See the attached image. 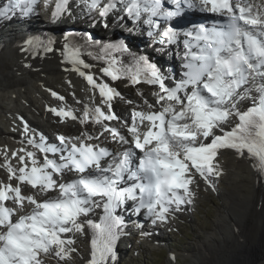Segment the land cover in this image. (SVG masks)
I'll return each instance as SVG.
<instances>
[{
  "label": "snow or ice",
  "instance_id": "obj_1",
  "mask_svg": "<svg viewBox=\"0 0 264 264\" xmlns=\"http://www.w3.org/2000/svg\"><path fill=\"white\" fill-rule=\"evenodd\" d=\"M37 0H7L0 17L28 16ZM49 0H45L47 7ZM108 26L107 18L121 12L135 24L148 26V35L161 49L178 44L181 32L174 23L185 8L216 14L223 23L199 25L183 32V72L179 79L165 75L145 55L131 51L123 40L104 45L85 40L82 45L65 44V59L99 93L100 103L85 105L78 117L68 107L49 108L61 119H79L81 124L100 125L93 136H58L48 143L40 135L29 140L41 154L21 149L19 167L6 162L8 183L0 181V264H44L43 257L55 253L61 259L75 251L76 234L91 233L88 264H116L117 244L124 234L123 210L129 202L136 213L143 212L153 224L166 223L170 213L192 203V184L197 176L209 180L220 175L218 154L235 150L253 158L258 171H264V3L253 0H85ZM69 0H55L52 19L68 11ZM118 5L120 6L118 8ZM67 39V37H66ZM34 49L40 41H27ZM53 41L49 40L48 44ZM103 61L104 77L111 81L127 79L135 86L158 88L145 100L147 111L132 113L123 128L109 122L118 117L112 102L120 93L103 79L82 69L91 68L82 56ZM125 56L128 57L125 62ZM174 83L169 86L168 80ZM60 100L64 97L52 92ZM140 95H143L141 92ZM250 106L242 110L243 101ZM233 119L237 122L232 125ZM27 130V128H26ZM121 148L112 151L91 141L105 134ZM219 133V134H217ZM107 139V137H105ZM58 156L59 159L50 158ZM67 173L76 178L58 183L54 177ZM17 183L13 185L11 181ZM22 186H30L26 194ZM58 192L56 196H49ZM11 203L12 206H8ZM30 209V210H26ZM97 210L100 211L95 218ZM120 212L121 214H117ZM22 213V214H21ZM148 235V233H144Z\"/></svg>",
  "mask_w": 264,
  "mask_h": 264
},
{
  "label": "bare ground",
  "instance_id": "obj_2",
  "mask_svg": "<svg viewBox=\"0 0 264 264\" xmlns=\"http://www.w3.org/2000/svg\"><path fill=\"white\" fill-rule=\"evenodd\" d=\"M253 3L260 5L264 3V0H253ZM89 13L92 14L90 20L82 24L80 23L81 25H85L83 26L85 30L87 29L86 26L91 24L90 22L95 19V14ZM196 13L205 14V12H201L198 9ZM26 17V21L23 22L26 25L23 27L19 28V24L15 25L6 35L4 34V29H1L0 41L6 37L9 39L12 35L18 36L20 34L18 33L19 30L24 31V33H28L31 30L30 33H33L43 31L45 28L65 27L59 23L46 24L42 19L35 21L31 14ZM5 20L7 21L8 18ZM176 22L183 23L184 25L189 23L187 19H178L174 22L168 21L167 23ZM145 26L143 24L139 28L136 27L134 31L139 30L146 32L148 35V26ZM109 29L110 26H96L94 32L97 31L95 35H97L99 43H109L106 40V32ZM94 32H91V34L94 35ZM142 35L143 38L136 37L133 38L132 42H125L137 55L148 56L146 45L149 42L144 43L143 40L147 35ZM181 37H184L183 34H181L178 44L167 45L166 50L169 52V50L171 51L176 46L181 45ZM149 38L150 40L153 39L150 36ZM27 41L28 39H21L15 43L13 42L11 45H7L8 43H6L0 49V181L4 183H8L9 180L7 169L3 165L6 162H10L13 167H19L18 156L14 157L12 155L13 152L22 155L23 153L20 150L29 147V151L36 152L37 158L43 163V154L38 153V150L33 145L25 142L20 136L22 131L19 130L20 125L18 122H26V118H23L25 117V109L28 110V113L34 119V121L28 120L29 125L31 128H36L33 132L30 131L29 138L33 139L35 137L37 142H39L40 136L37 135L36 131H43L52 141L53 126H58L64 135L73 138L79 137L84 132L96 136L101 131L100 125L81 124L79 119H61L49 111V108L53 107H68L73 109L79 117L85 105L91 107L100 103L99 93L96 92L93 95V90L88 85L86 79L81 77L77 71L72 70L73 65L65 59V55L63 54L65 44H70L66 36H58L55 48L52 51L45 52L44 48H41L38 54L31 49L32 47H28ZM151 48L157 54H160L158 48L161 47L155 45ZM90 51L85 52L83 60L91 65V68H84L82 70L91 72L96 77H103L111 87L120 89V96L112 102V107H118L120 118L132 117V113L128 111L129 116H127L125 108H123L127 102H130L129 105L135 111H146V109L142 108L141 102L147 100L149 103H152L155 100V97L152 95L155 92L153 86L147 84L133 86L127 79L111 81L110 78L104 77L101 72V69L104 67L103 61H97L87 55ZM169 57L173 58V55L170 54L165 63L178 73L180 69L174 70L176 68L175 64L177 66L178 64L171 61ZM148 58L151 60L152 56H148ZM173 59L177 60L176 58ZM127 60L128 57L125 56V62ZM53 91L58 93L59 96L64 97V99L60 100L53 96L51 94ZM141 92L143 95H140ZM17 116L23 117H19V121H17ZM124 133L126 134L125 131ZM105 137H101L99 141L106 142ZM113 147L120 149L121 145L113 143ZM217 160L220 167V175L212 176L207 181L203 178L199 180L196 177L191 186L194 193L192 203L181 206L183 209L190 210L197 201L195 194L198 187L202 186L206 189L207 187L203 186V184H209L219 199V203L216 204V215L213 220L214 226L202 235L197 234L188 252L181 253L176 250L170 252L167 264H180L176 260V256L178 255L183 257L185 264H264V173L258 171L257 167L254 166L256 161L253 158H249L247 153L241 156L235 150H223L219 153ZM11 183L15 185L17 181L13 179ZM22 190L26 194L33 193L30 186H22ZM52 193H49V195ZM8 206H12L11 203ZM118 214L121 213L118 212ZM127 214H131L128 216L129 219L134 215L139 219L145 218L147 222H151V219L144 215L143 212L136 213L132 210L131 206L122 212L124 217ZM176 215L179 216L177 211H173L169 216ZM139 223L141 221L129 220L126 222L123 230L124 234L121 235L124 238L120 242V247H117V251L122 249L123 246L121 245L135 246L138 243L140 246L150 248V243L155 244L164 240L161 234H156L152 231L146 232L150 235L146 239L142 238L140 233L136 234V232H133L132 227L139 226ZM142 231L143 229L139 232ZM74 238L75 244L72 247L75 248L77 262L72 263L67 260V257L61 259L55 253H49L43 257L44 264H88L91 258V233L86 229L84 234H76Z\"/></svg>",
  "mask_w": 264,
  "mask_h": 264
},
{
  "label": "rangeland",
  "instance_id": "obj_3",
  "mask_svg": "<svg viewBox=\"0 0 264 264\" xmlns=\"http://www.w3.org/2000/svg\"><path fill=\"white\" fill-rule=\"evenodd\" d=\"M25 25V23H22L19 25V28ZM66 29V27H61L47 29L46 31L60 32L59 34H62ZM82 29L85 30V28ZM30 31L24 33V31L19 30L18 33L20 34L16 37L14 35L10 36L13 37V39L8 40L7 45L21 40L20 35H29ZM96 32L93 34H97ZM133 52L135 53V51ZM130 107L131 106H129V108ZM127 110L130 111L129 109ZM195 195L197 203L195 202L189 211L186 212V209L180 208V210H177L179 216L177 215V217L171 218L172 220L168 219L166 225H163V228H160L157 224H152V227L148 228V230H154L152 232L156 234L159 233L164 237V240L161 241L162 245H157L156 247V244L150 243V248H145L136 243L135 246L125 249L121 256L117 257L116 264H167V258L171 252V250L168 252V249H174L173 251L176 250L181 253L188 252L197 234L202 235L204 232L213 228V220L216 215V204L219 203V199L212 188L205 189L199 186ZM74 252L67 256L69 262H77V256ZM176 260H178L180 264H185V260L180 255L176 256Z\"/></svg>",
  "mask_w": 264,
  "mask_h": 264
}]
</instances>
